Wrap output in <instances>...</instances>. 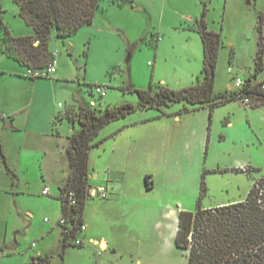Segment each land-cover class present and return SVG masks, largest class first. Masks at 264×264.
<instances>
[{"label": "rangeland", "instance_id": "obj_1", "mask_svg": "<svg viewBox=\"0 0 264 264\" xmlns=\"http://www.w3.org/2000/svg\"><path fill=\"white\" fill-rule=\"evenodd\" d=\"M1 3L4 22L14 36L33 32L32 27L19 15L15 0H1ZM120 3L122 0H100L93 23L80 28L69 37L59 38L53 32L50 48L59 51L56 55L58 72L52 77L37 80L42 95L34 96L36 107L32 109V118L48 117L54 111L59 113V102L63 106L70 105L74 95H81L88 103L95 101L97 108L106 109L117 103L139 101L138 94L121 89L128 84L149 88L151 84L157 86L163 83L174 90L196 84L203 68L204 50L201 36L196 29L195 16L200 18L205 7L209 29L221 32L223 40L215 89L225 92L233 85V75L229 71L231 66L240 67L243 77L249 76L254 70L257 25L260 13L264 10V0H133L132 3L124 5ZM2 55L0 51V63ZM6 61L16 65L13 60ZM58 77L61 79L57 80ZM259 78L264 79V70ZM29 82L14 85L9 81L2 89L14 97L21 98L26 95L29 98ZM98 86L107 87L104 95L96 92ZM56 88L58 93L55 92ZM186 107L192 108L188 102H174L163 108L168 114H176L184 111ZM243 108H246L244 103L236 100L216 111L220 115L231 112L235 122L232 129H246L245 137L220 141L219 136L217 143L213 147L209 143L208 149L202 154L196 153L198 126H188L190 130L184 132L186 136L182 137V141L185 138L192 147L188 149L186 158L182 159L180 168L183 169L180 171L174 165L165 169L162 156L160 158L138 154L132 156L131 161L128 158L125 161L126 154L112 153L109 142L105 141L106 135L127 119L160 114L156 109L137 112L102 129L95 139L99 143L103 140L102 143L90 151V185L109 186L111 182L108 181V175L119 179L120 165H125L124 169H128L126 182L129 185H141L146 175L155 179V190L142 192L145 197H149L146 203L151 206L143 204V207L131 209L132 225L130 229L123 226V246L118 253L104 252L99 255L98 247L87 241L83 248L69 246L64 263L63 252L56 251L52 264H101L105 258L118 264H187L188 252L175 246V235L168 236L164 233L169 223H175V216L167 217L164 211L169 207L176 208L177 204L195 209L201 197L199 192L203 181L206 192L201 202L208 207L216 206L222 200L244 196L256 181L264 179V107L257 112L262 118L258 127L255 121H250L245 115ZM201 113L184 115V124L196 122ZM4 114H8L6 103L0 104V115ZM223 116L218 120L216 118L214 127L218 125L219 128H225L226 119ZM0 123L3 124L1 119ZM56 126L64 135L73 130V124L67 119H59ZM75 129H78L77 125ZM177 137L178 135L172 136L173 139ZM112 143H115L114 140ZM240 166H248L249 175L232 171ZM35 170V174H24L26 184H23L34 195L21 198L24 199L22 203L26 199V205L36 212L34 219L24 216L27 223L33 221L34 225L16 234L18 243L14 241V233L9 235L8 240L17 249L13 254L0 258V264H25L24 255L38 249L39 239L36 234L48 227L45 217L50 218V215L43 208L46 204L39 191L42 171L39 165L35 166ZM165 184L167 190L163 189ZM100 201L102 199L99 196L90 198L86 205V219L88 217L87 223L91 225L89 230L96 232L97 236L105 232L106 223L109 222L101 217L102 213L98 210ZM160 202L161 208L156 207ZM125 223H128L126 217ZM53 237H49V243ZM33 242L36 246L32 245Z\"/></svg>", "mask_w": 264, "mask_h": 264}, {"label": "crops", "instance_id": "obj_2", "mask_svg": "<svg viewBox=\"0 0 264 264\" xmlns=\"http://www.w3.org/2000/svg\"><path fill=\"white\" fill-rule=\"evenodd\" d=\"M262 12H264V10ZM195 18L196 20L199 19L198 16H195ZM33 34L34 31L27 32L24 35ZM258 39L259 30L257 49H255L256 53L258 50ZM50 49L54 52L52 48ZM1 53L3 54V57L1 58L0 63V104L6 103L8 105V114H4L5 116L0 115V119L3 121V124L0 123V258L13 254V251L17 249V247H13V243L8 240L11 233H14V241L15 243H18L16 234L20 233L22 229L26 231L27 228L34 225L33 221H29L27 223L24 216L34 219L36 217V212L33 210V208L26 205V199L22 203L24 199L21 198L26 197L27 195H34L32 192H29L30 190H26L28 187L23 186V184H26V181L24 180V174H29L31 172L35 174V166L39 165L42 171V184L39 190L40 197L43 198L44 196L46 206L43 208L46 209V212H49L50 218L45 217L48 222V227L45 228V230H42L41 233L36 234V237L39 239V244L37 245L38 249L33 250L34 253L28 252L24 255L25 264H52L54 253L56 251L58 253L60 251L63 252L64 263L66 258L65 254L67 253L68 247L73 245H65L62 227L59 224V220L63 215L61 189L66 184L67 179L71 174L70 163L67 155V149L69 147V135L72 132H78L80 129V125L78 123H74L64 116L67 114V112L74 111L80 102H88H86L81 95H74L73 102L70 105L66 104L63 106L61 102H59V113L54 111V114L49 115L48 117L38 119L32 118V109L36 107L34 106V96L42 95V90L39 91L40 84L37 81L39 78L28 76L27 72L29 67L22 65L13 58L8 57L2 51ZM6 60H13L16 62V65L8 63ZM57 62L56 56V64ZM57 72L58 69L56 73ZM261 72L255 76L254 67V70L251 71L250 75L245 76V78H251L257 82L264 81V79L259 78ZM230 73L232 72L230 71ZM232 75L233 85H231L225 92H218L215 89L217 85V77H215V93H228L235 90L234 74L232 73ZM56 79L60 80L61 78L58 77ZM9 81L14 85H19V82L30 81L27 83V91H31L29 98H26V95L21 98L14 97L8 91L3 90L2 88L4 84ZM30 83H32V85H29ZM58 88H56L55 92H57ZM233 101L236 100H230L225 104L214 107L213 109H211L208 105H204L196 109L191 108L189 111L182 110L176 114H168L164 108L138 109L137 111L128 114L124 118H127L128 116L137 112L150 109H156L160 112V114L127 119V121H124L123 124H120L117 126V128L111 130V132L106 135L105 141L109 142L110 151L112 153H116L117 155H120L119 153L126 154L125 159L121 158L122 161H126L127 158L130 160L132 156H137L138 154H148L152 155L153 157L160 158L162 156L163 167L165 166V169H170V167L174 165V167H177L180 171L183 169L180 168L182 159L186 158L188 149H191L192 147L185 140V138L184 141H182V137L186 136L184 135V132L186 133L187 130H190L188 126L192 127L194 124H197L198 126L197 128L199 129V136L197 135L198 132H196V137L198 136L196 143V153L200 154L208 149L207 147L209 143H211L210 147H213L219 140V136L220 141H226L228 138L235 139L236 137H239L241 139L245 137L244 135L247 133L246 129L239 128V130L235 131L232 129L235 122L232 119L231 112H227L226 114L222 113L220 115L216 111L218 108L223 107ZM90 104H96V102L93 101L90 102ZM244 105L246 107L243 108L245 115L250 119V121H255L258 127V122L261 123L262 118L257 115V112L262 107H264V105L258 107L249 106L246 104ZM194 112H202L197 121L184 124V115ZM58 115L62 116L61 120L67 119L73 124V130L71 132H66L64 135L63 132L57 128L56 125L58 122ZM222 115H224L223 117L226 119L225 128H219L218 125L214 127L216 118L218 120V118ZM75 125L78 126L77 130L75 129ZM185 125H187V128ZM194 132L195 131L193 130V133ZM173 135H178V137L173 139ZM113 140L115 143H112ZM102 141L100 143H102ZM128 162L129 161H127V163ZM124 167L125 165H120L119 172L121 176L119 179L111 178V175H108V181H110L111 184L109 183V186L106 184L108 190L106 197H101L99 195L98 188L100 186L92 187L89 181L87 201L90 198L99 196L102 201L98 203V210L100 209V212L102 213L101 217L105 218L109 222L106 223L105 232L100 234V236H97L96 232L93 230H89L91 225H88L87 223L89 220L88 217L86 219V201L83 209V219L86 224V229L80 233V237L84 240L83 245L80 247L83 248L85 243L88 241L94 246L98 247L97 254L99 255L104 254V252H110L111 254L118 253V251L123 246V226L130 229L132 225L133 219L131 209L133 207H143V204L147 207L151 206L146 203L149 197H145L144 193L142 192H150L155 190L157 187L156 181L151 175H146L141 185L140 183H137L136 185H129V183L126 182L128 169H124ZM247 167L248 166L242 168V166H240L233 168L232 171L243 172L249 175V170H247ZM25 179L27 178L25 177ZM45 187L50 188L49 194L43 193ZM165 188L166 184L163 189ZM201 190L202 185L199 196L201 194ZM250 190L245 193L244 196L219 201L216 206L244 201ZM161 206L162 202H160L156 207L161 208ZM216 206L207 207L203 205L205 208H212ZM195 209L187 208L184 205L177 204L176 208L169 207L166 211H164L165 216L167 217L175 216V223H169L168 226H166L167 232H164L168 234V236L175 235V246L176 235L179 227L180 211H194ZM125 217L128 220L127 224L125 223ZM50 236L54 237L49 243L48 239ZM41 240H44L43 242L45 243L42 244L43 242H41ZM32 245L36 246V243L33 242ZM84 253L87 252L84 251ZM101 264L118 263H115L111 259L105 258L104 263L101 262Z\"/></svg>", "mask_w": 264, "mask_h": 264}, {"label": "trees", "instance_id": "obj_3", "mask_svg": "<svg viewBox=\"0 0 264 264\" xmlns=\"http://www.w3.org/2000/svg\"><path fill=\"white\" fill-rule=\"evenodd\" d=\"M19 15L33 28V35L16 37L4 22V9L0 0V51L22 65L39 69L48 67L56 60L50 49L53 32L66 38L80 28L93 23L100 0H15ZM133 0H122L132 3ZM206 6V5H205ZM207 7L197 19L204 50L203 68L197 83L174 90L163 83L149 88L133 84L122 86L127 92L138 94L137 103L124 102L106 109L96 104L80 102L72 112L64 116L80 125L78 132L69 135L67 155L71 174L61 189L63 214L72 217L75 211L83 213L89 191V159L91 149L98 145L95 139L100 131L116 120L138 109L169 106L174 102H188L193 109L208 105L211 109L230 100H240L243 93L253 99L254 107L264 105V90L260 83L242 91L215 93V77L219 52L223 45L221 32L209 29L206 19ZM264 12L260 13L258 50L254 58L255 76L264 70ZM38 43L36 44V42ZM248 81H253L251 78ZM257 82V81H256ZM189 111V108H185ZM62 116H57V120ZM206 173V171L204 172ZM260 179L254 183L246 199L241 202L205 208L201 199L206 192L202 182L201 197L194 211L181 210L176 246L188 252L187 264H264V201H260ZM72 190L77 201L70 205L66 198ZM264 200V199H263ZM65 245H68L63 238ZM34 264V263H32Z\"/></svg>", "mask_w": 264, "mask_h": 264}, {"label": "built area", "instance_id": "obj_4", "mask_svg": "<svg viewBox=\"0 0 264 264\" xmlns=\"http://www.w3.org/2000/svg\"><path fill=\"white\" fill-rule=\"evenodd\" d=\"M55 56L58 54V51H55ZM229 70L234 74V87L235 90L237 91H242L243 89L247 88H252L256 84L260 83V87L264 90V81H248L247 78L243 77L241 72L242 69L240 67H230ZM57 71V66H56V60L50 64L48 67L45 68H39V69H34V68H29L28 69V76L33 77V78H40V77H51L54 75ZM106 86H98L96 88V92L104 95L106 92ZM240 101L243 102L246 105L252 106L253 105V99L243 93L239 94ZM5 116V115H4ZM260 187V195L261 200L264 201V183L259 185ZM44 194H49L50 193V188L45 187L43 190ZM98 193L101 197H106L108 194V190L106 186H100L98 188ZM66 198L69 201L70 205H76L77 201L75 199V194L72 190L67 191L66 193ZM47 220V219H46ZM59 224L62 227L63 231V238L65 239L66 243L69 245H74V246H81L83 245V239L80 237V233L83 232L86 229V224L83 219V213L79 211H75L72 215V217L62 215Z\"/></svg>", "mask_w": 264, "mask_h": 264}, {"label": "water", "instance_id": "obj_5", "mask_svg": "<svg viewBox=\"0 0 264 264\" xmlns=\"http://www.w3.org/2000/svg\"><path fill=\"white\" fill-rule=\"evenodd\" d=\"M37 43H38V41H37Z\"/></svg>", "mask_w": 264, "mask_h": 264}]
</instances>
